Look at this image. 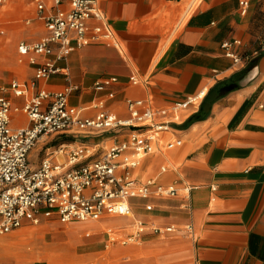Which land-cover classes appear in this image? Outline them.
<instances>
[{"label": "crops", "instance_id": "1", "mask_svg": "<svg viewBox=\"0 0 264 264\" xmlns=\"http://www.w3.org/2000/svg\"><path fill=\"white\" fill-rule=\"evenodd\" d=\"M165 1L98 0L123 51L102 43L75 48L57 64L61 71L39 81L37 88L58 91L70 83L76 88L71 105L83 107L107 97L106 107L118 114L126 98L149 99L156 107L168 108L204 88L206 95L216 83L236 76L264 44V0H250L246 16L239 15L238 0H202L168 43L158 27ZM234 39L246 63L236 65L224 57L220 44ZM33 72L29 66L28 79L14 80L29 82ZM131 75L144 83L132 86ZM110 76L118 83L103 92L93 90L96 80ZM237 84V90L213 103L206 119L181 129L200 105L182 112L183 120L171 126L174 147L143 160L141 177L156 173L155 163L162 159L160 166L167 170L159 184L181 191L187 183L193 189L187 200L181 194L152 199L150 212L143 204L132 206L133 216L142 219L147 230L139 244L130 245V264H264V51ZM12 103L20 107L23 98H12ZM11 124L29 125L21 114L13 115ZM46 148L34 161L30 152L34 166ZM171 153L173 163L167 159ZM149 158L155 161L146 162ZM117 220L113 227L126 228V220ZM168 226L175 232L151 231ZM186 226L193 228V235Z\"/></svg>", "mask_w": 264, "mask_h": 264}, {"label": "built area", "instance_id": "2", "mask_svg": "<svg viewBox=\"0 0 264 264\" xmlns=\"http://www.w3.org/2000/svg\"><path fill=\"white\" fill-rule=\"evenodd\" d=\"M8 0H0L2 8ZM42 23L45 35L34 43L21 42L17 52L34 68L29 82L10 81L0 86V236L7 235L24 222L38 224L53 219L61 224L100 222L112 218L129 221L123 234L107 229V245L140 243L146 226L135 218L131 199L144 200L143 209L153 210L152 199L181 194L187 200L192 191L184 183L181 191L159 184L166 172L161 165L154 174L141 177L143 160L150 155H164L175 139L171 126L190 107H198L205 94L198 92L168 108L154 106L149 99L126 98L121 115L106 107L108 98L92 101L83 107L70 104L75 86L66 83L58 91L37 88L39 81L61 71L57 66L75 48L102 43L123 51L114 31L100 9L98 0H29ZM250 0H238V13L246 16ZM238 40L220 44L224 57L242 64L235 48ZM264 51V44L255 56ZM132 86L143 84L136 75L129 77ZM118 83L114 76L93 83L95 92L106 91ZM111 97V94L109 95ZM12 98H23L20 107ZM21 114L27 127H13V115ZM58 142L46 148L39 164L29 154L39 142ZM131 220V221H130ZM175 228L153 227L154 234L175 232ZM185 231L193 235V228Z\"/></svg>", "mask_w": 264, "mask_h": 264}, {"label": "rangeland", "instance_id": "3", "mask_svg": "<svg viewBox=\"0 0 264 264\" xmlns=\"http://www.w3.org/2000/svg\"><path fill=\"white\" fill-rule=\"evenodd\" d=\"M191 1L183 0L180 4L176 1L164 2L165 7L159 12L158 21L160 31L167 35L164 43L169 41V38L173 39L180 31L184 24L182 16ZM201 1L197 0L195 11ZM44 35L42 23L29 0H8L0 8V86L14 79L19 81L28 79L30 65L26 58L18 54L17 46L21 42L34 43ZM168 137L174 139L170 135ZM58 143L60 141L52 143L44 141L38 144L41 150L35 151L37 146L34 147L31 160L40 158L45 147ZM173 153L168 154L171 158H167L171 163H173L171 159H174ZM149 161L154 162L155 159L146 160ZM161 163L162 159L155 163L156 167ZM177 165L178 162H175L174 166ZM147 171L152 172L151 169ZM144 202L140 199L130 200V204L133 205H141ZM128 223L126 220L123 224ZM74 225L79 224H61L53 219H40L35 225L24 222L17 230L0 236L6 242L0 248V264H130V242L106 246L107 229L117 231L118 228L100 222L96 230H84L80 232L81 236L75 239L65 234ZM129 231L130 228L127 227L123 234ZM86 234L89 235L85 237Z\"/></svg>", "mask_w": 264, "mask_h": 264}, {"label": "trees", "instance_id": "4", "mask_svg": "<svg viewBox=\"0 0 264 264\" xmlns=\"http://www.w3.org/2000/svg\"><path fill=\"white\" fill-rule=\"evenodd\" d=\"M259 55L251 59L248 62V64L245 66V68L239 74H237L238 76L236 75L227 80H223V81L216 83L204 96L203 100L201 101L198 111L192 114L180 128L183 129L186 125L206 119L209 115V112H210V109L213 103H215L220 98L226 96L228 93L235 91L239 88L237 81L242 77V75L250 67L254 65ZM174 128L177 129V126H174Z\"/></svg>", "mask_w": 264, "mask_h": 264}, {"label": "bare ground", "instance_id": "5", "mask_svg": "<svg viewBox=\"0 0 264 264\" xmlns=\"http://www.w3.org/2000/svg\"><path fill=\"white\" fill-rule=\"evenodd\" d=\"M178 2L179 4L181 2H183V0H179V1H176ZM197 7V0H192L190 2V4L188 5L187 7V10L185 11V13L183 14L182 16V20H183V23L186 22V20L188 19V17L195 11ZM168 43V42H167ZM166 44H164L165 46ZM165 48V47H164ZM163 47L161 48L162 50L164 49ZM206 88H204L202 91H203V94L206 93ZM185 117L182 116L181 118H179L177 120V122L179 121H182L183 118ZM118 222L117 218H112V219H108V220H105L104 223L106 224H109V225H112L114 226L116 223ZM98 226V224H91V223H87V224H79V225H74L72 227H70L67 231H66V235L67 236H70L72 238H79L81 235H80V232L84 231V230H91V229H94ZM6 244V242L4 241V239L1 237L0 238V248L3 247V245Z\"/></svg>", "mask_w": 264, "mask_h": 264}, {"label": "water", "instance_id": "6", "mask_svg": "<svg viewBox=\"0 0 264 264\" xmlns=\"http://www.w3.org/2000/svg\"><path fill=\"white\" fill-rule=\"evenodd\" d=\"M167 1H179V0H167Z\"/></svg>", "mask_w": 264, "mask_h": 264}]
</instances>
